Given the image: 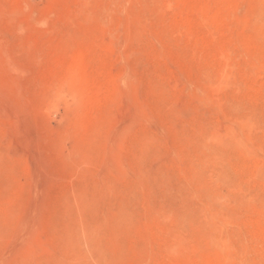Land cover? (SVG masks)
Wrapping results in <instances>:
<instances>
[{
	"label": "rangeland",
	"instance_id": "rangeland-1",
	"mask_svg": "<svg viewBox=\"0 0 264 264\" xmlns=\"http://www.w3.org/2000/svg\"><path fill=\"white\" fill-rule=\"evenodd\" d=\"M0 264H264V0H0Z\"/></svg>",
	"mask_w": 264,
	"mask_h": 264
}]
</instances>
